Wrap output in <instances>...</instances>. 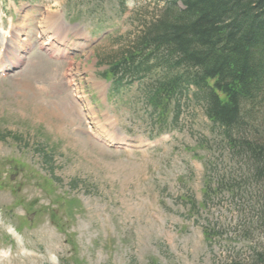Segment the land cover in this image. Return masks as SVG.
I'll use <instances>...</instances> for the list:
<instances>
[{"label":"rangeland","instance_id":"obj_1","mask_svg":"<svg viewBox=\"0 0 264 264\" xmlns=\"http://www.w3.org/2000/svg\"><path fill=\"white\" fill-rule=\"evenodd\" d=\"M15 2L20 17L13 18L16 26L24 25L29 46L38 28L45 31L39 24L47 25L55 13L61 16L64 40L91 39L79 41V52L59 62L25 46L11 57V63H19L16 71L0 78V136L10 134L0 141V171L12 166L11 178L0 180V210L6 222L21 225L25 243L40 257L23 259L13 249L10 262L49 264L47 257L55 255L59 264H251L255 253L264 254V231L255 218L257 207H264V178L255 176L248 157L238 155L222 139V131L208 124L201 105L190 100L191 93L180 102V130L167 141L124 152L104 148L86 133L66 86L63 74L70 67L95 80L105 68L113 76L122 49L130 47L162 1ZM8 11L10 7L1 10L0 17H12ZM120 35L125 40L118 41ZM82 83L92 98L103 92L106 101L95 98L96 105L114 118L117 133L137 140L147 137L150 128H142L140 111L133 109L138 102L133 87L112 98L107 86L97 90L91 82ZM263 125L260 121L255 130H263ZM198 138L210 148L204 156L214 165L203 180L200 164L187 150ZM41 149L52 160V179L40 164ZM187 162L193 172L188 177ZM36 181L41 190L34 196ZM162 190L167 210L159 206ZM185 195L199 209L195 219L210 228L206 241L201 226H190L192 221L182 217ZM20 197L24 202L18 206ZM8 206L17 210L9 213ZM5 241L0 229V248Z\"/></svg>","mask_w":264,"mask_h":264},{"label":"trees","instance_id":"obj_2","mask_svg":"<svg viewBox=\"0 0 264 264\" xmlns=\"http://www.w3.org/2000/svg\"><path fill=\"white\" fill-rule=\"evenodd\" d=\"M122 50L112 71L117 84L151 76L157 102L191 88L208 120L264 178V125L255 130L264 124V0H163ZM260 206L256 224L264 229ZM251 264H264V254L255 253Z\"/></svg>","mask_w":264,"mask_h":264},{"label":"bare ground","instance_id":"obj_3","mask_svg":"<svg viewBox=\"0 0 264 264\" xmlns=\"http://www.w3.org/2000/svg\"><path fill=\"white\" fill-rule=\"evenodd\" d=\"M49 17H50V16H49ZM47 18H48V17H47ZM43 19H44V18H43ZM47 20H48V19H47ZM50 22H51V23H50ZM50 22H48V24L50 23V24H49L48 31L51 30V29H53V26L55 27L54 23H58L54 18H52V21H50ZM48 24H47V25H48ZM56 27H57V26H56ZM20 30L24 32V25H21V26H20ZM60 30H61V29H60ZM60 30L58 31V34H57L58 36L62 34ZM57 35H56V36H57ZM58 36H57V37H58Z\"/></svg>","mask_w":264,"mask_h":264}]
</instances>
